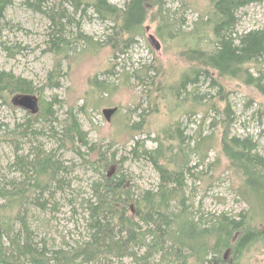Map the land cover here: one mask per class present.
<instances>
[{"label":"rangeland","instance_id":"374dc122","mask_svg":"<svg viewBox=\"0 0 264 264\" xmlns=\"http://www.w3.org/2000/svg\"><path fill=\"white\" fill-rule=\"evenodd\" d=\"M33 1L12 0L5 10L0 22V71L12 72L42 89L34 95L37 102L54 101L58 120L49 124L40 119L34 128L42 133L33 140L27 137L17 142L13 129L30 117V111L12 103L17 94L0 101V186L10 189L15 182L23 188L25 175L15 160L17 155H31L34 145L53 151L68 169L59 172L58 181L46 176L44 191L27 178L23 198L14 202L0 198V221L8 215L12 231L23 236L21 221L16 219L23 217L32 248L43 249L46 258L56 259L59 250L72 253L89 240L88 201L94 200L91 185L101 177V171L84 162L95 159V153L83 147L81 151L89 155H80L58 141L55 132L61 131L71 111L90 143L115 153L105 174L124 173L135 194L157 190L161 178L150 155L159 150L161 164L170 169L184 166L185 203L196 217L208 219L227 212L239 219L241 214L250 228L264 229V188H245L244 177L220 150L223 127L220 123L209 125L211 119L221 120L228 103L233 111L230 136L252 137L256 143L253 153L264 159V97L254 86L237 77H220L214 70L209 77L201 74L194 83L180 86L183 76H194L195 68L201 66L196 59L187 58L185 51L214 47L210 27L196 24L200 16L207 23L210 0H162L157 21L146 19L133 41L117 50L106 44L113 21L98 16L91 5L75 9L70 1L63 3L61 28L51 19L59 0L44 1L40 8L33 7ZM107 1L123 7L126 0ZM235 13L233 37L250 30L264 31V0L240 7ZM194 32L201 37L194 40ZM150 34L159 42V50L152 45ZM61 35L64 40L57 51L52 39L57 42ZM260 69L264 72V61ZM52 70L56 75L50 82L48 73ZM250 72L258 74L253 66ZM113 107L116 110L107 121L102 111ZM179 126L182 141L176 137ZM172 205L175 211L176 202ZM3 241L9 244L5 236ZM134 250L141 255L145 247ZM158 258L156 254L154 260ZM226 258L230 260L229 253ZM74 263L92 264L79 258ZM239 263L264 264V240L251 243ZM96 264L140 263L124 257L102 258Z\"/></svg>","mask_w":264,"mask_h":264},{"label":"trees","instance_id":"16d2710c","mask_svg":"<svg viewBox=\"0 0 264 264\" xmlns=\"http://www.w3.org/2000/svg\"><path fill=\"white\" fill-rule=\"evenodd\" d=\"M44 1L48 0H34L32 6L40 8ZM68 1L75 9L81 4L91 5L98 16L113 21L106 44H110L115 50L132 42L146 19L153 18L156 22L163 6L162 0H126L123 7H117L107 0H59L55 11L51 13V19L54 25L56 23L61 28L65 15L63 3ZM11 2L12 0H0V22ZM253 2L260 0H210L211 11L207 23L200 16L196 24H207L210 27L214 47L210 51L200 48L185 51L187 58L196 59L201 66L195 68L194 76H183L180 86L194 83L201 74L209 77L210 70H214L220 77H237L244 84L254 86L264 97V72L260 69L264 61V31L250 30L232 36L235 11ZM169 20L175 22V19ZM57 32L59 31H54V34ZM192 36L194 40L201 37L199 32H194ZM53 38L52 46L58 51L62 48L64 39L62 35L57 42ZM251 66L257 70V75L250 72ZM53 75H56L53 70L48 73L50 82L55 80ZM38 91L42 89H36L31 81L15 76L12 72L0 71L1 102H6L10 95H36ZM219 91L222 96L223 90L220 88ZM53 104L54 101H38V112H29L30 117L13 129V138L17 142L27 137L33 140L42 133L41 129L34 128L40 119L49 124L57 121ZM211 120L210 126L220 123L223 127L220 150L244 177L245 188H264V159L253 153L256 148L253 138L230 136L233 122L230 105L226 103L221 120ZM55 133L60 143L70 146L80 155L96 154L95 159L88 158L84 161L101 171V177L91 185L94 200L88 201L91 218L89 240L75 247L72 253L59 250L56 259L46 258L43 249L37 251L32 248L28 239L30 230L25 219L21 216L16 218L21 221L22 236L19 231L13 230V233V222L4 214L7 220L0 221V264H75L74 261L78 258L83 263L96 264L102 258H110L111 261L112 258L124 257H131L140 264H240L239 258L245 249L253 242L264 240V229L250 228L241 214L239 219L227 212L208 219L196 217V213L193 214L185 203L184 166L175 165L170 169L165 163L161 164L162 155L159 150L156 155H150L161 178L157 190L135 194L124 173L113 176L105 174V169L114 163L115 153L102 150L98 143H90L88 133L82 129L71 111L62 122L61 131ZM164 133L168 134L167 131ZM199 136L203 138L201 132ZM176 137L178 141L184 139L180 126ZM83 147L90 152H82ZM143 153L150 154L146 150ZM15 165L25 175V180L32 178L34 185L43 191L46 176L58 181L59 172L68 169L67 165L55 157L53 151H46L39 144L32 147L31 155H17ZM25 180L21 183L23 188H19L15 182H12L10 189L0 186V198L6 197L9 202L23 198L26 193L24 186L27 187ZM173 201L176 202L175 211ZM4 236L9 240L8 245L3 241ZM136 246L145 247L144 253L138 255L134 250ZM227 250L231 256L228 261L225 256ZM156 254H159V258L154 260Z\"/></svg>","mask_w":264,"mask_h":264},{"label":"water","instance_id":"95a60500","mask_svg":"<svg viewBox=\"0 0 264 264\" xmlns=\"http://www.w3.org/2000/svg\"><path fill=\"white\" fill-rule=\"evenodd\" d=\"M149 39L152 43V45L155 47L156 50L160 49V44L157 41V39L154 37V35L150 34ZM12 103L15 105H18L19 107H22L25 110L30 111L31 113H37L38 112V102L37 98L34 95L30 94H17L12 98ZM116 108H105L103 109L102 113L103 116L107 121L110 120L111 115L115 112ZM228 250L225 253V256L228 254Z\"/></svg>","mask_w":264,"mask_h":264},{"label":"bare ground","instance_id":"6f19581e","mask_svg":"<svg viewBox=\"0 0 264 264\" xmlns=\"http://www.w3.org/2000/svg\"><path fill=\"white\" fill-rule=\"evenodd\" d=\"M102 115H103V114H102ZM247 136H248V135H247ZM247 136H246V137H247Z\"/></svg>","mask_w":264,"mask_h":264}]
</instances>
